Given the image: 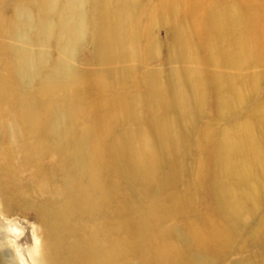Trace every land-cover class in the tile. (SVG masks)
<instances>
[{
	"label": "bare ground",
	"instance_id": "6f19581e",
	"mask_svg": "<svg viewBox=\"0 0 264 264\" xmlns=\"http://www.w3.org/2000/svg\"><path fill=\"white\" fill-rule=\"evenodd\" d=\"M168 1L158 0L149 7V0L146 4L137 0H17L10 17L0 8V56L9 55L5 63L0 58V238L13 241L26 259H36L37 264H189L188 250L209 251L207 236L226 238L238 230L236 221L245 207L241 206L243 195L232 193L233 182L241 181L246 196L257 205L264 192V168L258 159V143H264V102L251 107L233 131L226 129L216 136L215 123L232 118L242 93L220 71L214 78L212 115L194 143L202 156L199 164L205 169L211 166L206 175L198 170L195 180H203L201 189L190 180L184 186L186 192L177 191L173 175L153 177L181 144V135L173 132L172 117L180 125H188L189 118L180 114L187 107L182 82L186 76L172 71L173 65L169 73L173 86L168 89L154 77L157 69H146L143 81L127 78L134 66L128 60L131 49L137 53L143 40L138 28L145 13L152 17L147 23L151 27L166 18L173 4L186 8L184 18L177 22L180 32L172 30L182 37L185 23L209 8L203 16L207 17L200 18V27L208 20L214 28L222 24L219 33L228 38L227 49L234 50L233 57L242 67L255 56L252 43L257 48L256 32L264 23L261 11H256L255 18L244 20L238 30L235 20L239 14L247 18L246 11L232 14L230 10L238 6L226 0L220 1L222 7L217 5L219 0ZM120 26L127 40L118 37ZM214 28L207 34L202 30L206 38L201 50L184 41L174 44L179 66L198 77L191 86L197 105L204 94L200 85L206 80L203 69L209 60L221 70L226 68L221 53L220 59L213 56L219 49ZM146 31L144 53L148 56L153 45L150 29ZM86 34L96 44L99 67L70 65L77 43ZM52 49L57 53L53 62ZM201 51L204 58L197 55ZM37 77L39 86L33 90ZM142 86L148 89L144 98L139 94ZM137 99L152 105L151 120L162 119L163 126L156 131V156L151 153L145 123L134 126L135 122L124 123L117 117L121 106L131 112L129 103ZM223 109L229 112L217 118ZM123 181L134 198L121 197L119 202ZM197 189L211 199L213 210L212 218L197 216L202 228L195 237L193 221L183 227L167 220L189 213L184 203L194 198ZM12 209L34 210L38 240L23 220L9 216ZM7 253L0 252V264H18L17 256ZM201 254L195 258H202L203 264L210 257Z\"/></svg>",
	"mask_w": 264,
	"mask_h": 264
},
{
	"label": "rangeland",
	"instance_id": "374dc122",
	"mask_svg": "<svg viewBox=\"0 0 264 264\" xmlns=\"http://www.w3.org/2000/svg\"><path fill=\"white\" fill-rule=\"evenodd\" d=\"M17 0H3L1 3V10L4 11L5 15L7 17L12 16L13 10L12 7L15 5ZM119 1V0H118ZM137 0L138 3L144 2V4L148 3V0L140 1ZM202 1V0H201ZM217 4L219 7H222L221 5L224 4V2H220ZM229 1V3L237 5L238 7H233L232 14L237 15V13L234 12H241L246 11L247 18H244L241 14L237 17L235 20V24L238 30H240V26L242 22L245 20L246 22L253 20L255 18V14L261 11V18L262 21L264 20V0H226ZM158 0H149V7L154 6ZM170 2V0L168 1ZM217 2V1H215ZM208 5V4H207ZM180 7H176V5L170 7L167 11L166 18L159 19L151 27H148V22L151 20V15L145 13L143 19L140 21L139 25V32L142 33V43L139 45V49L137 53H134L131 49L130 56L128 57L130 62H133V67L131 68V73L129 74V77L131 79H138L143 81L144 79V72L146 69L150 70H158L154 72V77L157 79V81H160L162 84V88L168 89L173 86L172 81L169 78V73L171 72V67L173 65L172 71L174 70L176 73L177 71L182 75L186 76L185 80H182L183 84L186 85L185 91H186V100H187V107L183 109L180 114L182 116H186L189 118V123H182L181 125L178 124L176 118L172 117L174 119L172 122H174L175 128L173 129V132L180 137L181 135V144L176 147V149L173 151L171 159L167 162L168 164H165L159 168L158 172H154L153 177H160L162 175L169 174L173 175L176 179L175 183L173 184V187L177 189V191L181 190L182 192H186L187 189L184 188L186 186V182L190 180H195L196 176L198 175V170L204 175H206L207 170H211V166L208 165V167L205 169V167H202L198 161L200 157L198 150L194 148V143L199 136V134L202 132L203 128H205V125L208 123V120L210 118L209 115H212V108H213V102L214 97L216 95L215 86H214V78L217 76V72H221L222 74H225L224 77L229 78V81L233 83L234 86L239 87V90L241 93V103L239 106H237L236 112L232 113V118L225 120L224 123H219L222 121L220 117V114H223L225 112H229L226 109H223L217 116V118L221 119L215 123V127L217 130L214 129L216 132V136L219 135V133L225 131L226 129L228 131H233L235 127V123L240 122L244 115L250 110L251 107L260 105L264 102V23L263 27L261 25V28L258 32V37H256V46L252 43L253 47L256 50L255 56L252 54L253 57H251L252 61L249 62V65L242 67L241 63L236 61L234 59V50L229 51L227 49V37L222 36L219 33V26L218 25L215 28L212 25L211 20H208L206 22V27H208L210 30H208L205 26L204 28H201L202 20L200 18H206V15L209 8L203 9L201 12L194 15L193 19L189 21V23H185V33L182 35H175L174 31L172 30H179V24L178 21H181L184 18V14L186 12V8L179 9ZM35 10V9H33ZM178 11V12H177ZM258 11L257 13H255ZM250 14V16L248 15ZM149 18V19H148ZM152 18V17H151ZM198 18V19H197ZM238 18L240 20H238ZM149 20V21H148ZM264 22V21H263ZM254 25L256 27L257 23L255 22ZM27 29L28 26H25ZM150 29L149 34L152 39V45L153 50L152 53H149L148 56L144 53V47L146 45V35L147 31L146 29ZM216 32V35H218L217 39V47H219L216 53L213 54L216 58H219V54L221 53L220 57L221 59H225V66L226 68L224 70H221L220 67L216 66L214 63V60H209L206 64V66L203 69V74L206 76V80L204 83H202L200 86H204V94L201 98L199 105L196 104L194 98H192V84L195 85L196 79L198 77L193 74H187L184 70H182L181 66H179V60L178 57V49L176 46L174 47L175 41L178 40L181 43L184 41L185 45L192 44L197 49H202L203 44L205 43V35H201L202 30L207 34L211 31V29ZM256 30V28H254ZM263 29V30H262ZM123 27L120 26L117 31V35L121 40H127V38H122V35L124 34L122 32ZM29 34L31 35V38H35L33 34V30L31 28H28ZM257 31V30H256ZM235 36V35H234ZM227 38V39H226ZM261 41V42H260ZM100 44V43H99ZM98 44V45H99ZM248 44V43H246ZM251 44V41L249 42ZM96 44L90 41V37L88 34L82 36V39L77 43L75 47V57L74 59L70 60V65L74 67H81L92 65V63L95 65L97 64L96 60V54L94 46ZM125 45V44H124ZM50 46H53V43H51ZM120 46H123V42L120 44ZM197 46V47H196ZM249 47V45H247ZM100 47V45H99ZM127 48L130 47L129 43L126 45ZM138 48V46H137ZM194 48V49H195ZM193 50V53L195 52ZM52 62L56 60L57 53L56 49H52ZM255 52V51H254ZM198 56L205 57V52L201 51ZM8 54L4 53V56L1 55L3 62H7L8 60ZM256 57V59L254 58ZM220 59V58H219ZM76 61V63L74 62ZM243 61V60H242ZM244 62V61H243ZM125 64V63H124ZM184 64V63H183ZM189 64V63H188ZM241 64V65H240ZM69 65V66H70ZM129 66V65H128ZM184 66V65H183ZM99 67V65H98ZM188 71L191 70V66L188 65L186 67ZM181 69V72L179 71ZM67 72V71H66ZM184 73V74H183ZM47 72L44 71L43 75H46ZM215 75V76H214ZM256 76V77H255ZM190 77V78H189ZM194 77V78H193ZM41 78V77H40ZM191 80V85L189 83V80ZM245 80L244 82L241 80ZM140 81V82H141ZM194 81V82H193ZM39 77L35 79L32 83V89L34 90L39 86ZM183 85V86H184ZM119 88V87H118ZM173 90V89H172ZM188 90V91H187ZM191 90V91H190ZM170 91V90H169ZM184 91V92H185ZM168 92V91H167ZM148 93V89H146L144 86H142L139 89V94L142 95L144 98V94ZM139 97V96H138ZM137 97V98H138ZM167 101V100H166ZM263 101V102H262ZM176 102V101H175ZM133 108L131 112L128 111V108H125L124 106H121L119 108L120 114H118L117 117H120L123 122L132 121L135 122L134 126H139L142 123H145L144 129L146 136L148 137L147 140L149 142V147L151 150V153H155L154 156H156L157 146L159 143H157L158 134L157 129L160 131V129L163 126L162 119H155L151 120L149 117L148 112H150V108L152 105L148 102L144 101H134V104L129 103ZM129 106V105H128ZM164 108H168L164 106ZM156 110V107H155ZM160 110V109H158ZM162 110V109H161ZM83 111H86L83 109ZM163 111V110H162ZM95 113V111L93 110ZM230 114V113H229ZM123 115V116H122ZM125 117V118H124ZM130 117V118H129ZM226 117V116H225ZM157 118V116H156ZM157 120V121H156ZM122 122V123H123ZM176 122V123H175ZM180 125V126H179ZM186 127H184V126ZM184 128H183V127ZM228 127V128H227ZM225 128V129H224ZM256 131V129H255ZM257 131H260V127ZM181 133V134H180ZM157 134V135H156ZM204 141V140H203ZM183 144V145H182ZM258 147L260 149L259 154V162L261 163L262 167L264 168V143H258ZM149 151V150H148ZM205 156V155H204ZM206 157V156H205ZM110 161V159H108ZM163 167V168H162ZM166 167H169L167 169ZM200 179V178H199ZM202 179L195 180L194 184L196 186H199V188L202 186ZM224 182L227 183V180L224 179ZM232 183V193H240L243 195L241 197L242 199V208L245 207V210L243 211V214H241L236 221V226L238 227V230L235 231V233L229 234L226 238H222L221 236H207L206 237V243L209 244V251H207V248H197L194 247L190 251L188 250V259L189 264H200L202 258H195V255H199L203 252L205 254H201L202 257L209 256L210 258L208 261L204 262L203 264H264V192H262L261 195H259L257 205L253 204L252 200L246 196L245 191L243 190V183ZM120 198L118 199L119 202L121 200V197L123 198H134V193L130 191V189L127 187V184L125 181L120 182ZM150 186V185H149ZM151 189V187H150ZM201 189V188H200ZM200 189H197L195 192L194 198L189 199L184 203V208L189 211V213H185V217L178 216L177 218L171 217L167 221L171 225L175 226H183L186 227L188 225V220L193 221L192 224L195 226L197 231L192 229L193 236L198 237L196 233L200 232V229L202 228L201 222L198 219V215L202 218H212V214L210 213L211 210H213L212 201L210 198H208L203 191H199ZM122 195V196H121ZM144 194H142L143 196ZM140 195V197H142ZM240 196V195H239ZM233 195V198H237ZM132 198V199H133ZM233 200V199H232ZM11 217H18L21 220H23L26 225L31 229V232L33 233V237L38 240L36 236V229L38 226V219L35 215L34 210L28 209V210H16L12 209L11 213H9ZM210 215V216H208ZM105 217V215H104ZM135 221L139 220L138 216L135 217ZM186 219V220H185ZM213 220V219H212ZM215 222V220H214ZM218 221L216 220L215 225H218ZM181 229V227H179ZM8 230V228L4 229ZM184 230V229H183ZM199 234V233H198ZM176 236V235H173ZM176 244H179L178 241L175 242ZM185 245V243H184ZM189 248V246L187 247ZM5 251L6 253H12L15 256H17L16 247L14 245V242L11 241L9 243H6L5 238H0V252ZM197 252V253H196ZM199 252V253H198ZM7 253V254H8ZM186 253V252H184ZM183 253V254H184ZM7 257V256H6ZM18 260V259H17ZM199 261V263H197Z\"/></svg>",
	"mask_w": 264,
	"mask_h": 264
},
{
	"label": "clouds",
	"instance_id": "9594fccd",
	"mask_svg": "<svg viewBox=\"0 0 264 264\" xmlns=\"http://www.w3.org/2000/svg\"><path fill=\"white\" fill-rule=\"evenodd\" d=\"M17 258H18V264H29V259L31 260V264H37L36 259H31V258L26 259L23 255L19 253H17Z\"/></svg>",
	"mask_w": 264,
	"mask_h": 264
}]
</instances>
